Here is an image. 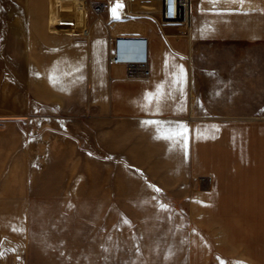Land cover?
<instances>
[{"label": "crops", "instance_id": "obj_1", "mask_svg": "<svg viewBox=\"0 0 264 264\" xmlns=\"http://www.w3.org/2000/svg\"><path fill=\"white\" fill-rule=\"evenodd\" d=\"M115 3L96 19L89 0H0V50H12L0 56V81L5 65L18 66L8 75L22 70L29 95L42 101L91 97L112 123V160L129 180L118 184L123 198L155 194L187 202L195 239L231 234L238 264L245 255L264 264V0H219L215 7L177 0L172 32L186 26L187 36L167 35L162 11L154 15L148 7L140 15L147 27L140 22L143 28L131 31L123 20H138L114 19ZM120 35L149 38V79H127L121 66L111 71L110 41ZM178 67L183 83L173 82ZM50 75L59 77L55 86ZM158 85L161 92L149 103L145 94ZM146 120L163 121L162 132L186 125L185 137L154 138L157 127L142 125ZM11 140L0 132V264L6 257L21 264L36 198V189L15 176Z\"/></svg>", "mask_w": 264, "mask_h": 264}, {"label": "rangeland", "instance_id": "obj_2", "mask_svg": "<svg viewBox=\"0 0 264 264\" xmlns=\"http://www.w3.org/2000/svg\"><path fill=\"white\" fill-rule=\"evenodd\" d=\"M167 2L131 0L132 11L138 14L131 19L139 22L123 20L122 26L135 31L143 28L142 22L147 27V18L140 15L167 8ZM109 13L92 15L98 19ZM159 19L172 32L173 24L168 26ZM111 24L105 20L106 26ZM0 53L8 57L12 50ZM13 67L18 66L5 65V80L0 81V92L4 93L0 96V132L16 138L10 143L19 183L36 189L30 241L21 264L240 262L231 234L222 241L215 233L208 234L206 240L195 239L187 202L177 203L155 194H136L139 197L128 199L117 192L118 184L129 180L112 160V123L100 117L91 97L42 101L29 95L22 70L13 79L8 75ZM29 138L34 139L31 145ZM244 260L251 264V257L245 255ZM8 263L11 260L6 257Z\"/></svg>", "mask_w": 264, "mask_h": 264}, {"label": "built area", "instance_id": "obj_3", "mask_svg": "<svg viewBox=\"0 0 264 264\" xmlns=\"http://www.w3.org/2000/svg\"><path fill=\"white\" fill-rule=\"evenodd\" d=\"M114 0H89V7L94 15L100 16L106 13L110 8V2ZM123 9L120 11L122 19H129L138 16L132 11V5L128 0H121ZM167 8L160 9L163 13V23L172 24L179 20V8L177 0H167ZM189 34L188 27L177 29L175 32H169L167 35ZM150 42L149 38L143 35H120L111 41L110 64L113 67H124L126 69V78L131 80H146L151 76L150 68ZM203 181L210 182V178Z\"/></svg>", "mask_w": 264, "mask_h": 264}, {"label": "snow or ice", "instance_id": "obj_4", "mask_svg": "<svg viewBox=\"0 0 264 264\" xmlns=\"http://www.w3.org/2000/svg\"><path fill=\"white\" fill-rule=\"evenodd\" d=\"M209 2L213 5V7H215V5L219 2V0H209ZM230 2H237V0H230ZM238 2L240 4L244 3V0H238ZM124 5L121 2V0H116V3L114 4V6L111 9L112 12V16L114 19H119V12L123 9ZM50 82L53 83V86H55L56 82L58 81L59 77L55 76V75H50L49 77ZM184 80V69L182 67H178L176 70V78L173 81L174 83H183ZM162 89V85H158L157 86V90L156 93H146L144 99L146 101H148L149 103L152 102V100L154 99L155 96L159 95ZM164 122L163 121H155V120H146V121H142V125H147V126H156L157 127V136L154 138L157 139H165V140H171L173 138H179V139H184L186 131H187V126L186 125H180L178 126L179 131H172L171 127H169L167 132H162L160 131V127L161 125H163ZM199 135V133H198ZM150 188H152L153 191L155 192H159L160 189L156 188L154 185H149ZM153 199H155V197H153ZM160 207L163 210L167 209L166 205L161 204ZM125 223H129L126 219L124 221ZM0 255H2V253H0Z\"/></svg>", "mask_w": 264, "mask_h": 264}, {"label": "bare ground", "instance_id": "obj_5", "mask_svg": "<svg viewBox=\"0 0 264 264\" xmlns=\"http://www.w3.org/2000/svg\"><path fill=\"white\" fill-rule=\"evenodd\" d=\"M121 69V68H120Z\"/></svg>", "mask_w": 264, "mask_h": 264}]
</instances>
